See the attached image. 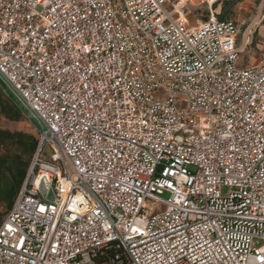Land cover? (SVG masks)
<instances>
[{
    "label": "built area",
    "instance_id": "2783aa9c",
    "mask_svg": "<svg viewBox=\"0 0 264 264\" xmlns=\"http://www.w3.org/2000/svg\"><path fill=\"white\" fill-rule=\"evenodd\" d=\"M193 1L0 0L38 140L0 264H264V51L243 66L252 24Z\"/></svg>",
    "mask_w": 264,
    "mask_h": 264
},
{
    "label": "trees",
    "instance_id": "16d2710c",
    "mask_svg": "<svg viewBox=\"0 0 264 264\" xmlns=\"http://www.w3.org/2000/svg\"><path fill=\"white\" fill-rule=\"evenodd\" d=\"M238 0H222L218 20H224L227 8H231ZM219 2L212 7L216 9ZM0 115L11 122L21 119V111L15 104L5 99L0 89ZM38 140L33 134L23 131L0 129V207L5 209V215L12 208L15 198L25 180L32 158L37 150ZM4 215V216H5ZM4 217L0 214V224ZM108 256L114 252L109 251ZM105 259L98 260L102 264Z\"/></svg>",
    "mask_w": 264,
    "mask_h": 264
},
{
    "label": "rangeland",
    "instance_id": "374dc122",
    "mask_svg": "<svg viewBox=\"0 0 264 264\" xmlns=\"http://www.w3.org/2000/svg\"><path fill=\"white\" fill-rule=\"evenodd\" d=\"M188 0H180V5L185 4ZM209 4H213L215 0H207ZM219 3L216 6L222 7V0L218 1ZM188 12V18L191 24L196 20H206L210 15L208 4L204 0H194L186 7ZM224 20H233L237 23H243V30H246L248 26L252 24L251 31V44L248 46L240 55V63L243 66H255L259 63V55L264 51V34L261 33L262 28L264 27V0H238L231 8H227ZM253 22H255L253 24ZM241 39V37H240ZM2 95L5 99L14 101L6 93V91L0 86ZM15 104V103H14ZM15 106H17L15 104ZM18 107V106H17ZM19 108V107H18ZM20 109V108H19ZM21 111V119L18 122H11L6 120L2 115H0V129H7L10 131H23L35 135V131L32 123L28 120L24 112ZM222 194H226V190L222 191ZM167 194L162 195V198L166 199ZM1 217L5 215V209L0 207Z\"/></svg>",
    "mask_w": 264,
    "mask_h": 264
},
{
    "label": "snow or ice",
    "instance_id": "6c2138e0",
    "mask_svg": "<svg viewBox=\"0 0 264 264\" xmlns=\"http://www.w3.org/2000/svg\"><path fill=\"white\" fill-rule=\"evenodd\" d=\"M177 203L179 204L180 201H177ZM40 211L43 212L44 211V208L41 207ZM132 231L133 232H137V233H140L141 232V230L138 229V228H133ZM181 253H183V249H181ZM187 255L190 257L191 261H197V257L195 256V251L194 250H193L192 253H189ZM165 264H167V262H165ZM177 264H179V261L177 262Z\"/></svg>",
    "mask_w": 264,
    "mask_h": 264
},
{
    "label": "crops",
    "instance_id": "0c3cea01",
    "mask_svg": "<svg viewBox=\"0 0 264 264\" xmlns=\"http://www.w3.org/2000/svg\"><path fill=\"white\" fill-rule=\"evenodd\" d=\"M217 1H219V0H215L214 2H217ZM214 2H213V3H214ZM217 8H218V10H217V11H215V13H216V14H219V13H220V11H221V8H220V6H218ZM215 10H216V9H215ZM211 11H212V8H211ZM212 12H213V11H212ZM261 33H263V34H264V27L262 28V30H261Z\"/></svg>",
    "mask_w": 264,
    "mask_h": 264
},
{
    "label": "bare ground",
    "instance_id": "6f19581e",
    "mask_svg": "<svg viewBox=\"0 0 264 264\" xmlns=\"http://www.w3.org/2000/svg\"><path fill=\"white\" fill-rule=\"evenodd\" d=\"M179 6H180V4H179Z\"/></svg>",
    "mask_w": 264,
    "mask_h": 264
}]
</instances>
